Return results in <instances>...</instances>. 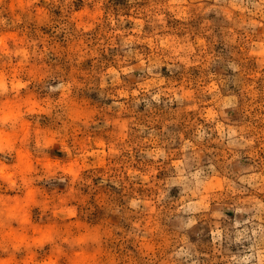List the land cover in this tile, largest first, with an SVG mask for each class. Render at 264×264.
Instances as JSON below:
<instances>
[{
	"label": "rangeland",
	"instance_id": "obj_1",
	"mask_svg": "<svg viewBox=\"0 0 264 264\" xmlns=\"http://www.w3.org/2000/svg\"><path fill=\"white\" fill-rule=\"evenodd\" d=\"M0 264H264V0H0Z\"/></svg>",
	"mask_w": 264,
	"mask_h": 264
}]
</instances>
